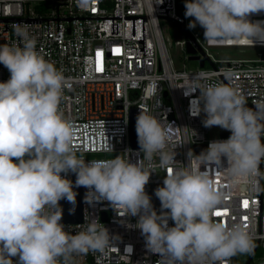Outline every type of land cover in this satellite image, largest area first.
<instances>
[{"label":"clouds","instance_id":"9594fccd","mask_svg":"<svg viewBox=\"0 0 264 264\" xmlns=\"http://www.w3.org/2000/svg\"><path fill=\"white\" fill-rule=\"evenodd\" d=\"M184 7L186 27H201L209 45L264 44V21L249 19L264 12V0H185ZM16 32L22 46L0 45V64L10 73L0 81V264H14L13 257L17 264H76L77 257L110 247L109 231L97 220L75 234L60 222L59 201L76 198L72 181L61 175L69 171L77 186L88 189V202L104 199L121 215L138 216L132 227L140 229L145 247L161 256L157 264H225L253 252V238L242 223L213 219L223 193L201 164L221 165L233 185L257 175L264 161V102L250 108L231 84L203 83L209 77L199 73V80L193 77L186 86L200 92L191 106L206 114L205 127L219 126L231 135L210 141L199 155L190 151L195 167H171L175 153L166 151L165 126L144 109L135 125L142 160L131 163L118 155L86 161L72 147L73 125L59 112L63 72L37 51L26 28L16 26ZM156 166L167 172L155 189L159 213L145 191Z\"/></svg>","mask_w":264,"mask_h":264},{"label":"built area","instance_id":"2783aa9c","mask_svg":"<svg viewBox=\"0 0 264 264\" xmlns=\"http://www.w3.org/2000/svg\"><path fill=\"white\" fill-rule=\"evenodd\" d=\"M184 2L0 0V45L22 46L16 26L26 28L29 36L36 39L37 51L63 72L66 79L58 108L73 125L72 147L78 157L86 161L110 160L119 155L131 163L142 160L141 148L132 147L130 141L131 111L136 108L148 111L165 126L166 151L175 153L171 167L189 163L195 167L197 162L190 161L189 152L199 155L196 145L204 144L207 149L210 141L227 139L231 134L225 135L230 131L221 128L219 135L212 136L214 126L209 128L202 123L206 114L191 106L200 94L199 89L190 91L186 86L193 83V77L199 80L197 74L206 73L209 79L203 83H229L247 99L248 107L255 108L257 102H264V58L220 61L211 58L207 46L247 45L203 42L198 33L186 27ZM249 19L264 21V12ZM163 23L175 29L180 36L177 44L189 58L191 44L199 62L205 56L210 62L200 64L197 70H177L169 55ZM177 24H182L185 31ZM9 76L8 69L0 64V81ZM222 160L226 167V158ZM152 163L158 165L159 157ZM144 164L148 166L149 162ZM201 170L207 171L217 190L223 193L213 219L229 225L242 223L254 244L259 242V255H255L251 264L254 260L255 264H264V161L257 175L234 185L221 165L205 162ZM61 175L73 185V172ZM166 175L158 166L151 172L145 185L150 198L152 185H163ZM87 192L83 187V221L65 223L64 228L75 234L86 228L88 220L95 219L108 229L112 244L103 254L89 252L77 257L76 264H157L161 256L147 249L140 229L132 227L138 216L121 215L104 199L90 203L85 199ZM244 201L248 202L247 207ZM160 211L161 208L157 210ZM217 211L222 215L217 217ZM168 223L174 225L171 219ZM12 259L17 264L18 257ZM225 264H236V256Z\"/></svg>","mask_w":264,"mask_h":264},{"label":"rangeland","instance_id":"374dc122","mask_svg":"<svg viewBox=\"0 0 264 264\" xmlns=\"http://www.w3.org/2000/svg\"><path fill=\"white\" fill-rule=\"evenodd\" d=\"M164 36L167 41L168 51L170 58L173 61L174 67L177 70H197L200 68V62L198 60L190 59L189 55L182 49V46L177 44L179 35L176 33L175 29L163 23ZM194 33H198L201 40L205 42L203 36V29L197 26ZM208 53L211 54V58L220 60H232V59H258L260 57L264 58V46L261 47H251V46H207ZM207 65H210L209 63ZM221 128L219 126H214L211 128L212 136L219 135ZM242 256V264H246L248 254H240ZM255 264V260L254 263Z\"/></svg>","mask_w":264,"mask_h":264},{"label":"water","instance_id":"95a60500","mask_svg":"<svg viewBox=\"0 0 264 264\" xmlns=\"http://www.w3.org/2000/svg\"><path fill=\"white\" fill-rule=\"evenodd\" d=\"M183 31H185V27L182 24H177ZM188 52L191 53L190 58L197 60L199 59V56L196 55V49L193 45H188ZM206 61L210 62V60L205 56L204 59L200 60L201 66H204ZM141 111L133 108L131 111V130H130V141L131 145L134 148H140V145L138 143V137L136 132V118L139 115ZM225 135H229L231 133H224ZM196 149L199 153H201L203 150L206 149V146L203 145H196ZM76 174L74 173V183H73V191L76 193V198L74 202L68 201L67 199H61L59 201V206L62 210V219L61 223H79L83 221L84 216V202H83V187L77 186L76 183ZM163 185H152L151 187V202L155 210L157 211L159 208H161V202L155 195V189L157 187H162ZM259 248V242L256 243L255 248L253 252L248 257L246 264H251L253 261L255 255L257 254Z\"/></svg>","mask_w":264,"mask_h":264},{"label":"snow or ice","instance_id":"6c2138e0","mask_svg":"<svg viewBox=\"0 0 264 264\" xmlns=\"http://www.w3.org/2000/svg\"><path fill=\"white\" fill-rule=\"evenodd\" d=\"M115 51H116V52H119L120 49H115ZM97 55H101V54H100V53H97ZM247 204H248V202H247V201H244V206H245V207H247ZM215 215H216L217 217H219V216L222 215V213H221L220 211H217V212H215ZM245 219H246V218H245Z\"/></svg>","mask_w":264,"mask_h":264},{"label":"trees","instance_id":"16d2710c","mask_svg":"<svg viewBox=\"0 0 264 264\" xmlns=\"http://www.w3.org/2000/svg\"><path fill=\"white\" fill-rule=\"evenodd\" d=\"M257 255H259V253ZM249 256H250V254H248V257ZM241 261H242V256L240 254L236 255V264H242Z\"/></svg>","mask_w":264,"mask_h":264}]
</instances>
